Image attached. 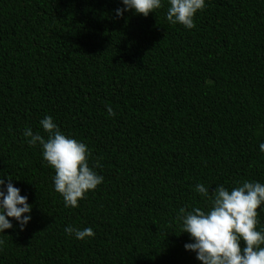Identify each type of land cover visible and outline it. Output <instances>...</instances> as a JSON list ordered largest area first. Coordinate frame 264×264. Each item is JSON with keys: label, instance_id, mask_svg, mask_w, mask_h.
Wrapping results in <instances>:
<instances>
[{"label": "trees", "instance_id": "1", "mask_svg": "<svg viewBox=\"0 0 264 264\" xmlns=\"http://www.w3.org/2000/svg\"><path fill=\"white\" fill-rule=\"evenodd\" d=\"M163 3L116 19L119 0H0V176L32 205L0 264H200L177 220L207 209L194 186L264 183V0H206L190 30ZM45 115L103 177L76 208L23 136L47 139Z\"/></svg>", "mask_w": 264, "mask_h": 264}, {"label": "clouds", "instance_id": "2", "mask_svg": "<svg viewBox=\"0 0 264 264\" xmlns=\"http://www.w3.org/2000/svg\"><path fill=\"white\" fill-rule=\"evenodd\" d=\"M119 4L113 10L116 19L129 10L147 16L165 6L163 0H119ZM205 7L206 0H167L165 19L190 30L195 27L194 16ZM105 107L109 116L115 115L110 106ZM39 124L47 139L38 132L34 134L31 128H25L23 136L29 146L39 144L42 160L54 170L53 189L62 197L64 206L76 208L88 192L103 182V177L89 166L90 151L84 142L65 135L49 115ZM258 148L264 153V142ZM194 191L208 207L179 209L180 233L189 237L184 250L193 252L200 264H264V227L257 228L259 211H264V183L244 180L231 188L216 185L211 192L209 186L197 183ZM27 199L10 177L0 176V234L13 228L12 220L23 231L31 219L32 205ZM64 231L77 240L95 235L91 227L67 225ZM3 243L0 240V245Z\"/></svg>", "mask_w": 264, "mask_h": 264}]
</instances>
